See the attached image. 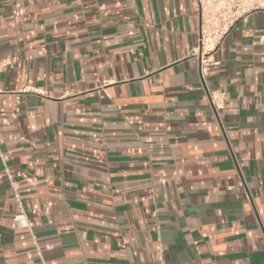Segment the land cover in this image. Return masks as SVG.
Masks as SVG:
<instances>
[{"label": "crops", "instance_id": "0c3cea01", "mask_svg": "<svg viewBox=\"0 0 264 264\" xmlns=\"http://www.w3.org/2000/svg\"><path fill=\"white\" fill-rule=\"evenodd\" d=\"M198 30L194 0H0V264H264V10L204 71Z\"/></svg>", "mask_w": 264, "mask_h": 264}, {"label": "built area", "instance_id": "2783aa9c", "mask_svg": "<svg viewBox=\"0 0 264 264\" xmlns=\"http://www.w3.org/2000/svg\"><path fill=\"white\" fill-rule=\"evenodd\" d=\"M199 19L196 54L201 71L218 65L215 53L231 29L248 15L264 10V0H194ZM206 98L216 114L224 108L225 93L207 89Z\"/></svg>", "mask_w": 264, "mask_h": 264}]
</instances>
